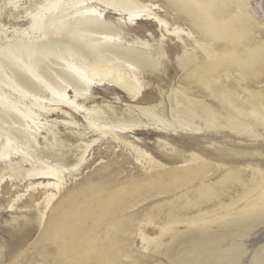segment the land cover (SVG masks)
I'll return each instance as SVG.
<instances>
[{
    "label": "bare ground",
    "instance_id": "bare-ground-1",
    "mask_svg": "<svg viewBox=\"0 0 264 264\" xmlns=\"http://www.w3.org/2000/svg\"><path fill=\"white\" fill-rule=\"evenodd\" d=\"M176 2L174 8L189 19L190 29L168 23L164 16L155 12L156 5L148 2L45 0L33 11H27L25 18L28 17L29 22L26 28L15 29L10 38L2 33L5 37L2 41L0 39V162L22 156L25 163L36 164L31 170H25L22 179L27 177L32 180L25 188L36 203L37 217L33 223L28 222L31 226L20 231L27 235L28 228L37 229L45 220L47 235L52 234L54 239L55 252L70 256L69 260L79 258L84 248L94 247L83 261L80 259L76 264H117L115 258L121 244L127 234L135 231L142 251L161 255L167 264H241L245 251L238 241L256 227L257 221H264V172L255 167L253 186H242V192L233 197L230 203L219 206L218 210H207L208 207L201 203L185 206L177 199L170 201L164 212L161 207L144 208L137 217L118 221L112 218L119 203L113 187L95 184L71 197H62L54 205L64 189L66 177L76 173L86 161V155L101 142L103 144L108 135H125L129 132L137 135L142 134L145 127L155 126L163 131L189 135L228 131L237 136L249 135L253 139L261 137L260 132L250 127L244 118L234 113L231 115L224 108L226 104H234L233 109L237 112L242 108L243 102H246L243 97L228 98V94H238L235 90L239 89L234 90L227 84L221 86L219 83L221 87L211 92L213 99L220 101V107L205 98L206 91L220 79L219 69L223 64L233 61L239 66L241 63L234 54L229 58L212 54L211 48L230 40L223 36V32L228 30L224 31L225 15L222 16L223 13L217 8L218 3L215 0ZM125 21L128 23L126 29L141 24L146 27L147 34H141L138 38L125 37L122 28L126 25ZM157 32L160 34L158 39L155 38ZM236 32L238 30L232 26V36L235 38ZM166 37L175 38L180 47L177 68L189 70L182 77L180 89L158 86L160 99H142L146 90L144 81H152L149 74L160 73L164 59L168 58V48L164 44ZM197 40L210 44H203L206 51L204 57H200L198 51L190 46ZM255 54L253 51L251 64L243 73L258 81L264 80V64L258 61V54ZM118 81L125 83L126 95L121 86L115 88L111 85L110 90L117 102L126 104L124 111L119 113L117 107L109 102L97 104L98 98L93 96L100 86ZM119 95H122V99ZM55 115L65 118L59 123L56 119L49 123L47 119ZM61 128H66L72 134L60 135ZM40 134H43L47 144H40ZM153 135L157 137L161 149L169 150L183 163L192 161V158H185L184 151L166 148L173 146L161 136L170 138V135L162 131H154ZM39 145L45 149H40ZM35 148H39L36 155ZM133 149L140 164L145 166L149 162L145 170L149 169L151 173L125 186L127 189L122 194L131 199L124 211L140 206L154 194L158 196L166 194L171 188H180L205 173L201 167L155 170L158 165L153 158L146 159V152L137 145ZM74 152H78L76 162L68 159V154ZM11 177L5 179L3 189L8 179L12 180ZM254 191L258 194L255 197ZM39 193L43 196L41 200ZM22 196L17 194L9 208L16 209L14 203L19 202ZM48 211L49 218L46 215ZM12 221L16 223L17 217H13ZM95 222L103 225L105 234H96L99 236L95 241L98 247L106 249L99 251V254L94 240L85 234ZM230 236L236 240L228 245L226 241ZM102 253L106 254L104 262L100 261ZM148 257L140 256L130 264H149ZM1 258L2 251L0 262ZM261 259L260 252L254 253L249 264H262Z\"/></svg>",
    "mask_w": 264,
    "mask_h": 264
},
{
    "label": "rangeland",
    "instance_id": "rangeland-1",
    "mask_svg": "<svg viewBox=\"0 0 264 264\" xmlns=\"http://www.w3.org/2000/svg\"><path fill=\"white\" fill-rule=\"evenodd\" d=\"M44 1L45 0H0L1 41L5 36L8 38L13 36V31H15V29L26 28L29 20L28 17H25L27 16L28 12H30V10L33 11L37 5L39 6ZM132 1L155 4V12H157L162 17L164 16L168 23L176 26L178 25L186 30L190 29L191 23L189 22V19L186 18L184 13H180L179 11L177 12L174 8V3H178L176 2L178 0ZM215 2L218 3L217 8L223 13L222 16L225 15L223 18V25L225 26L224 31H228L223 32V36L228 37L230 40L224 41V43L220 42L217 46L211 48L212 54L224 57L226 56L227 58L234 54V57H237L241 63L239 66L233 61L223 64V66L219 69L221 72V80L219 79L218 81H215L214 84L210 86V89H208L205 93V98L212 104L220 107V101L213 99L211 91L219 89L224 84H227L229 87H233L234 90L239 89L235 90L238 94H228V98L238 99L237 96L243 97L246 102H243L242 108H240L238 112L233 109L234 104H226L224 108H226V111L231 113V115L234 113L233 115L244 118L245 122H247L250 127H253V129L260 132L259 134H261V137L258 139H253L250 138L249 135H243L245 137L244 138L243 136H237L228 131H225L224 133L214 132L215 134H213L212 131L208 134L200 133L198 135H189L172 130L163 131L162 129L155 126H147L143 129L142 134L137 135L131 132L125 135H120L119 133L116 136L108 135L105 138L103 144L101 142L98 144V146H96V149L91 150L86 155V161L80 166L77 172H74L71 177H66L64 189L60 197H58L54 202V205H56L57 201L62 197H71L73 194L80 193L83 189L93 184L113 187L112 190L115 192L117 202L119 203L115 211L112 209L114 211L112 218L118 221H126L131 217H137L143 212L144 208L156 209L157 207H161L160 209H162L164 212L169 205L168 203L172 200L177 201V199H180V203L185 206L201 203L203 206L208 207L207 210H218L219 206L230 203L233 197L239 194V192L241 193L243 190L242 188H251L253 186L252 183H254L253 178L256 169L261 168V170L264 172V80L258 81L251 75H246V73L243 72L246 71L247 67L251 64L250 62L253 57V51L258 54V61L261 64H264V0H224L225 3L222 0H215ZM232 2L234 4H232ZM204 7L207 8L206 6ZM125 22V28L122 26V28L125 30V37L138 38L141 34H147V30L144 25L138 24L137 26L129 27L130 29H126L128 23L127 21ZM232 26L238 30V32L235 33L237 35L236 38L232 36ZM2 33L6 35L4 36ZM155 38H160V34L158 32L156 33ZM164 41L165 46L168 48V58L164 59V66L162 67L160 73H153L152 75L149 74V76L152 78V81H149L148 79L144 81L146 90L142 96V99H160V93L157 90L158 86L162 87L164 85V89H167L168 87H170L168 89H180L183 85L182 77L185 76V72H187L186 70H189L186 69L181 71L177 68V60L181 55V51L180 47L177 46L178 43L176 42V39L166 37ZM197 42L190 46L194 47L198 51L200 57L206 56V51H204L205 49L203 47L204 41L200 42L197 40ZM207 44L210 45L207 42H205L204 45ZM228 45L231 46V48ZM200 48L203 51H201ZM214 48L216 51L213 50ZM208 56L211 58V54ZM261 67L262 66L259 68ZM156 76L158 77L156 78ZM225 81L227 83H225ZM121 83L122 81H118L115 84H106L104 87L100 86L99 89H96L94 92L96 94L93 96L96 95L98 98L99 102L97 104L103 105L106 104V102H109L115 108L117 107L116 110L118 113L124 111L123 109L125 108L126 104H120V102H117L115 94L110 90L111 85H113L115 88H120L121 86L123 93L126 95L124 86L125 83ZM190 91L192 90H189L188 92ZM119 96L122 99V95ZM16 98H18V96H16ZM239 111L241 113H239ZM63 118L65 117L61 115H55L53 118H48L47 121L49 123H53L56 119L55 121L59 123ZM39 119L42 118L40 117ZM42 121H44V119ZM80 123L83 124L82 119H80ZM261 129L263 130L261 131ZM154 131H162L164 134L166 133L170 135V138L161 136V138L165 139L173 146H167L166 148L176 149L178 151L182 150L184 151L185 158H192V161L183 163L182 160H179L169 150L164 151L161 149L159 147L157 137L153 135ZM42 133L44 134L45 132ZM43 134H40V144L43 142L46 143L43 140ZM59 134L71 135L72 133L66 128H61ZM107 138L108 140H106ZM136 145L137 148L146 152V159H154L155 164L158 165L155 170L170 171L174 169L180 170L182 168L187 169L201 167L204 169L206 174L204 173L199 179L189 180L190 182H186L187 184H183L180 188H171L166 194H160L158 196L154 194L147 201L140 203V206L124 211L131 199L122 194V192L127 189L125 186H127V184L132 182L134 179L139 178L142 180L144 179V176L151 173L149 172V169L145 170V167L149 164V162L145 163L144 166L136 160L137 154L133 149V146L135 147ZM39 146L40 149H45L42 145ZM256 149L259 150L257 151ZM34 150H36L34 153L36 155L39 152V148L38 150L37 148ZM23 151L26 152L25 148H23ZM77 158L78 152L68 154V159H70L72 162H76ZM34 161L35 160H32V162ZM144 162L145 161H143V164ZM33 166H36V164L32 165L30 163H25L22 156L12 157L11 161H6L3 163L0 162V251H2V261L0 264L79 263L80 259L83 261L84 256L90 254L94 247H92V249L91 247L84 248L81 250L82 253L80 252L79 258H72L70 260L68 259L70 256L57 255V249L54 244L53 236L52 234L47 235V226L45 220L39 228L33 229L34 231L31 228H28L26 230L27 235L25 234L27 237L24 238L25 235L23 233L21 234L20 230H24L26 226H31L29 223H33L37 217L36 203L33 201V198L29 197L30 192L25 188V186L29 182H32V180H29L31 178L27 177L22 179V176L25 174V170H31ZM12 174H15V176ZM9 176H12V180L10 181L8 179V182L5 184V189H3L5 179ZM1 177H3V180H1ZM252 193L254 194V197L258 195L256 191ZM17 194H23V196L19 202L14 203L16 209H10V203ZM38 197L39 200L43 198L41 193H39ZM22 201L25 203H22ZM241 204L238 205V210L241 208L239 207ZM186 209L189 210L190 207H187ZM189 211L192 210L190 209ZM46 215L49 218V211L46 213ZM12 216L17 217L18 224L17 222L15 223L12 221ZM255 225L256 227H254L252 231L248 233L249 235L247 234L245 237H243L241 239L242 241H238L241 242L245 251V256H243L241 259V264H249L254 253L259 252L262 256V264H264V221H257V224ZM136 233L137 232L135 231L126 235V239L124 243L121 244L122 246H120L118 254L115 258V261L117 260L116 263L130 264L132 260L138 259L140 256H149V264H167L161 255H158L152 251H142L140 244L141 241L136 236ZM85 234L86 237L88 236L87 238L94 240L95 242L99 236L105 235L103 231V225L101 223L95 222L91 229L87 230ZM234 240L236 239L230 236L228 237L226 243L230 245ZM95 244L98 254L99 251H106L104 247H98L97 242H95ZM89 245L92 246L93 244L89 243ZM104 254L102 253L100 255V257H102L100 261L104 262V257L106 256V254Z\"/></svg>",
    "mask_w": 264,
    "mask_h": 264
}]
</instances>
